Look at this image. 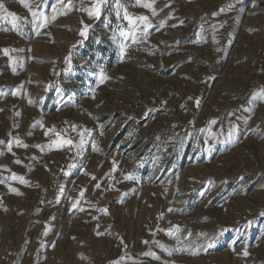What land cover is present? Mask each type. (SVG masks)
Returning a JSON list of instances; mask_svg holds the SVG:
<instances>
[{"label":"rangeland","instance_id":"rangeland-1","mask_svg":"<svg viewBox=\"0 0 264 264\" xmlns=\"http://www.w3.org/2000/svg\"><path fill=\"white\" fill-rule=\"evenodd\" d=\"M0 264H264V0H0Z\"/></svg>","mask_w":264,"mask_h":264}]
</instances>
